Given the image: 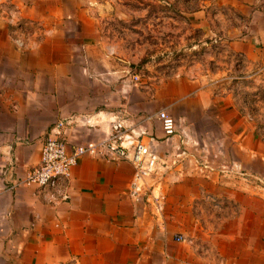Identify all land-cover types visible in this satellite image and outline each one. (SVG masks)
Masks as SVG:
<instances>
[{"label": "crops", "instance_id": "1", "mask_svg": "<svg viewBox=\"0 0 264 264\" xmlns=\"http://www.w3.org/2000/svg\"><path fill=\"white\" fill-rule=\"evenodd\" d=\"M166 3L203 34L192 44H165L168 49L200 50L209 54L208 63L219 62L221 50L249 65L264 62V46H257L264 44V0H209L198 9L181 0ZM105 8V0H0V264H264L261 193L258 198L227 181L232 172L219 163L220 149L209 156L205 148L185 145L182 135L166 141L158 121L147 124L146 140L155 138L166 163L149 182L163 198L160 214L145 198L129 196V162L85 156L72 170L69 199L55 205L26 184L61 120L72 122L66 131L72 149L105 138L115 115L135 123L166 110L183 133L192 134L206 127L198 124V114L209 118L221 106L207 82L219 74L204 71L203 62L182 67L184 77L138 88L133 70L152 44L109 38ZM220 8L250 19L244 38L229 37L237 27L219 30L213 10ZM12 14L37 26L25 50L10 38ZM224 38L227 44H220ZM140 94L158 97L162 107L146 110L125 101ZM173 106L183 113L174 115ZM228 124L223 120L221 126ZM196 144L207 146L205 140ZM215 208L224 210L221 217H214Z\"/></svg>", "mask_w": 264, "mask_h": 264}, {"label": "rangeland", "instance_id": "2", "mask_svg": "<svg viewBox=\"0 0 264 264\" xmlns=\"http://www.w3.org/2000/svg\"><path fill=\"white\" fill-rule=\"evenodd\" d=\"M181 1L182 4L186 2L189 8L198 9L209 0ZM105 2L108 8L103 10L102 18L108 24L107 30L112 33L109 38H115L122 44H152L151 48H145L140 63L133 70L138 76L136 81L139 84L138 88L159 83V79L184 77L186 72L182 71V67L188 69L193 63L203 62L204 71L213 70L219 74L215 76L210 74L207 82L218 96L217 100L221 106L218 105L209 118L206 116L201 118L198 114V124L206 127H198L192 130V134L188 131L183 133L182 129H179L181 132L179 131L178 135H182L185 145L192 144L194 150L197 147L202 150L205 148L209 156L220 149L219 163L229 166L232 172L231 178H227V181H234L241 187L251 190L253 196L258 198L261 193L264 199V62L261 64L254 61L249 65L241 56H232L224 47H221L225 52L221 50L220 61L215 59L214 63L206 62V58L209 60L210 56L200 50L168 49L170 44L195 43L203 34L201 30L188 26L182 12L167 10V0H116V2L105 0ZM263 10L262 5L261 11ZM213 14L218 15L217 25L220 31L227 32L237 27L238 31L232 32L229 37L244 38L242 32L248 29L250 22L248 17H239L225 8L213 10ZM259 21L264 26V20ZM22 30L28 32L32 28L24 27ZM220 44H227V40L224 38ZM257 46L263 47L264 44ZM126 99L129 105L140 106L146 110L153 107L159 110V106L162 107L158 97L152 99L140 94ZM226 103L231 105L227 112L221 109ZM173 110L174 115L183 113L181 106H173ZM191 116L195 119L193 113ZM223 120L230 123L228 127L221 126ZM194 133L196 135H193ZM202 140L207 143L206 147L195 145ZM222 141L225 142L224 146L217 147L216 143ZM225 156L226 159L223 160ZM223 211L215 208L214 217H221L219 214ZM237 211L236 213L240 214Z\"/></svg>", "mask_w": 264, "mask_h": 264}, {"label": "built area", "instance_id": "3", "mask_svg": "<svg viewBox=\"0 0 264 264\" xmlns=\"http://www.w3.org/2000/svg\"><path fill=\"white\" fill-rule=\"evenodd\" d=\"M7 22L10 25L9 35L13 44L21 50L27 49L38 31L37 26L34 23H23L13 14L9 15ZM24 27H31L32 30L28 33L22 30ZM135 80L137 81L138 77H135ZM153 121L160 123L166 141L172 140L180 131L178 122L166 110L144 115L135 123L130 122L126 116L115 115L111 121L110 132L105 138L88 141L69 149L66 131L72 122L61 120L44 141L40 163L29 170L25 182L36 185L46 202L55 205L69 199L72 170L85 156L112 162H129L134 167L129 196L135 201L145 198L160 214L164 205L163 198L160 194H155V189L149 182L158 176L160 168L166 163L155 145V138L146 140L150 135L147 124ZM176 240L186 241L182 235H177Z\"/></svg>", "mask_w": 264, "mask_h": 264}]
</instances>
